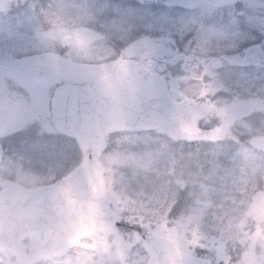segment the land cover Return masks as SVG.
I'll list each match as a JSON object with an SVG mask.
<instances>
[{
    "label": "clouds",
    "instance_id": "1",
    "mask_svg": "<svg viewBox=\"0 0 264 264\" xmlns=\"http://www.w3.org/2000/svg\"><path fill=\"white\" fill-rule=\"evenodd\" d=\"M21 10L3 18L0 40L26 41L34 47L31 54L55 51L72 65L115 64L133 42L122 40L101 19L82 15L77 0H36L34 11L30 4ZM206 10L227 11L213 5ZM211 27L213 32L197 29L185 52L206 61L205 67H212V61L220 64L212 67L214 94L206 97L213 107L194 109L200 116L194 120L195 138L189 139L175 122L143 126L134 107L114 118L110 106L91 108L90 116L75 126L41 117L0 135L3 179L29 190L27 196L16 200L5 196L0 201V264H100L86 258L85 253L93 250L70 242L76 217L63 206L69 187L80 201L92 198L90 186L97 169L108 189L101 203L125 205L119 221L106 217L130 226V231L121 232L130 244L123 264H168V251L145 244L176 234L187 250L177 264H241L245 254L254 256L255 264H264V238L249 236L255 234L257 222L247 214L264 193V80L249 84L230 78L228 48L237 26L226 17ZM250 28L264 38V23ZM65 29L86 30L87 44L48 38ZM80 87L87 97L86 84ZM242 108L249 115L234 118ZM132 129L142 141H125ZM213 135L215 143L203 142ZM228 182L231 200L223 191ZM196 230L215 240L219 253L192 243ZM80 239L91 242L88 236Z\"/></svg>",
    "mask_w": 264,
    "mask_h": 264
},
{
    "label": "flooded vegetation",
    "instance_id": "2",
    "mask_svg": "<svg viewBox=\"0 0 264 264\" xmlns=\"http://www.w3.org/2000/svg\"><path fill=\"white\" fill-rule=\"evenodd\" d=\"M87 0H77L82 5V15L90 19H101L102 23L114 28L121 36L122 40L131 39L133 42L124 50L121 60H129L136 66L148 69L150 72L162 76L168 84L172 82L171 78L181 73L183 79L191 81L201 80L209 82L215 80V73L209 74L212 67L219 68L220 64L212 61V67H205L206 61L203 59H193L185 54V48L178 49L174 56L167 53H161L155 49L139 48L140 34L144 31L148 34V40L154 38V27L156 20L153 5L155 3L145 1L153 6L152 19L148 25H140L139 21L132 20V23L121 21V18H108V1L101 0V4L95 0L94 6L88 8ZM196 3L194 13L184 15L181 9L170 8V13L165 12L166 17L164 24H168L173 14L181 15L182 19H192L196 22V28L200 31L207 29L213 32V24H219L223 20L230 19L236 30L231 34V43L227 56L231 67L228 69L230 78L240 81H249L252 79L251 68L259 67V80H264V43L258 33L252 32L250 25L253 23H264V0H185ZM30 4V10L34 11L36 0H0V32L5 30L3 18L21 14V6ZM225 7L226 13L222 11H207L206 6ZM95 13V15H93ZM31 19V17H28ZM110 21V22H109ZM195 27V26H194ZM86 30L71 31L63 30L60 34H50L49 39L64 41H75L81 46L87 44V38L83 34ZM34 47L23 40H9L4 42L0 40V116L6 121L7 131H13L17 126L22 125L28 119L34 118H51V102L54 92L64 84H86L90 85L93 81L105 77L114 66V64L100 65H72L66 63L55 52L51 51L46 54L35 55ZM171 94L175 90L171 88ZM16 100V101H15ZM30 105V106H29ZM35 105V106H34ZM211 108V107H200ZM240 110H244L243 108ZM52 119V118H51ZM2 135V134H1ZM16 142H13L15 146ZM0 163H3L0 158ZM127 223L119 222L112 229L93 230L83 236L90 237L91 242L82 241L79 237L73 245H78L84 249L93 251L85 253L87 259H98L100 264H115L119 261L123 264L126 257V250L130 246L126 237L121 232L130 231ZM169 241L175 250L186 255L187 250L181 246L180 236L165 235L159 236ZM192 243L196 244L202 239L200 235L193 236ZM139 239V237H137ZM202 247V246H200ZM208 249V248H207ZM209 250V249H208ZM199 259V258H197Z\"/></svg>",
    "mask_w": 264,
    "mask_h": 264
},
{
    "label": "water",
    "instance_id": "3",
    "mask_svg": "<svg viewBox=\"0 0 264 264\" xmlns=\"http://www.w3.org/2000/svg\"><path fill=\"white\" fill-rule=\"evenodd\" d=\"M128 63L122 62L116 65L110 73V76L103 81H97L92 84L88 91L87 97L83 94L80 86L69 85L60 89L55 97L57 108H78L80 110H57L55 123L57 125L75 126L78 122H82L90 116L88 108L103 109L111 107L114 118L122 116L129 107H134L138 110V119L143 126L159 127L162 122L170 119L178 120L183 130L189 135H194L198 130L193 126L196 117V105L185 100L182 103L172 101L168 95L165 82L156 75H149L143 70L128 73ZM135 130V129H132ZM96 181L90 186L91 197L86 201L75 199L73 208L75 211L71 215H75L76 220L95 219V213L101 210L105 213L106 207L102 203V207H97L94 204L101 203L102 198V183L101 170H96ZM70 193L74 195L71 187L68 188ZM29 192L18 186H12L5 191L0 192V201L5 196L9 200H16L20 197L27 196ZM76 196V195H75ZM82 204V205H81ZM88 204H93L88 206ZM118 219L107 208V217ZM109 220V219H108ZM95 223L86 225H70L73 237H77L78 233H73L76 228L92 229ZM116 225L114 222H109L106 227ZM105 227V226H104ZM84 233V232H83ZM155 240V238L153 239ZM178 256V255H177ZM171 257L170 264H177L180 256Z\"/></svg>",
    "mask_w": 264,
    "mask_h": 264
},
{
    "label": "rangeland",
    "instance_id": "4",
    "mask_svg": "<svg viewBox=\"0 0 264 264\" xmlns=\"http://www.w3.org/2000/svg\"><path fill=\"white\" fill-rule=\"evenodd\" d=\"M101 4V0H95ZM108 1V18H121V21L126 23L129 21L132 23L130 18H133L132 20H138L140 25L144 24L145 26L148 25V21L151 20L152 18V11H153V6L155 9H159V7L155 5H151L148 2H145L143 0H107ZM84 3H87L88 8H92L94 6L93 2L89 0L85 1ZM153 3V2H152ZM92 5V6H91ZM160 5V7L166 6L164 9L170 13V8L172 11L176 9H182V12L184 15H188L191 13H194L196 10V3L193 1H186L185 0H169L163 4H157ZM95 7V6H94ZM157 11V10H156ZM155 15V20H156V27H154L153 33L149 34H154V38L149 41L148 40V33L143 32L140 34L139 40V48L143 49L144 48H152L155 49L159 52L167 53L169 56H174L179 48L186 47L188 43L191 41L193 38L194 32L197 30L196 28V22L192 19H182L183 14L177 15L173 14L169 21L168 24H164V21L160 23L162 20H165L166 17H163L165 14L163 13H158L155 11L153 12ZM160 15H158V14ZM162 19V20H161ZM110 22V21H109ZM195 26V27H194ZM209 74H214L213 71H210ZM171 86L176 90V97L178 98H183V97H190L195 100H198L200 102V107H213L212 103L210 100L206 99L208 96H204V94L208 95H213V86L215 84L214 81H209V82H201V80H195L191 81L189 78L188 79H183V76L181 73H178L177 76H173L171 78ZM252 80V79H251ZM244 81L246 83H254L255 81ZM16 101V100H15ZM203 101V103H202ZM30 106V105H29ZM35 106V105H34ZM249 115V112L247 110H239L234 118H243ZM142 137L135 135V133H132L131 135L125 137V141L129 144H136L137 142L142 141ZM193 139V138H189ZM216 141V136H210V137H204L203 142L205 144H213ZM3 181V178L0 176V182ZM224 186H230V182L225 183ZM231 187V186H230ZM107 188V187H106ZM108 192V189H107ZM230 199L233 197V191H227L224 190V195L230 194ZM226 197V196H225ZM226 199H228L226 197ZM113 209L115 210L116 213L119 214V211L125 206L123 201L118 202L117 205H112ZM249 216L254 218L257 222V227L255 234L253 235L252 233H249V236L252 237L253 240H259L261 238H264V193H261L254 202L249 206L248 213ZM194 227V226H193ZM200 235L203 240L206 241L204 245H200L202 247L208 248L210 251L214 250L217 253L220 251V246L217 244V242L213 239H211L208 236H202L198 230L193 232V236L195 235ZM198 245V242L196 243ZM241 264H255V258L254 256H250L248 254H245Z\"/></svg>",
    "mask_w": 264,
    "mask_h": 264
},
{
    "label": "snow or ice",
    "instance_id": "5",
    "mask_svg": "<svg viewBox=\"0 0 264 264\" xmlns=\"http://www.w3.org/2000/svg\"><path fill=\"white\" fill-rule=\"evenodd\" d=\"M57 91H59V89H57Z\"/></svg>",
    "mask_w": 264,
    "mask_h": 264
}]
</instances>
